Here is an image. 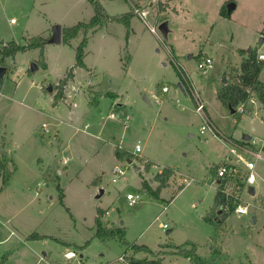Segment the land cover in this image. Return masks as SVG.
I'll use <instances>...</instances> for the list:
<instances>
[{"label":"rangeland","instance_id":"rangeland-1","mask_svg":"<svg viewBox=\"0 0 264 264\" xmlns=\"http://www.w3.org/2000/svg\"><path fill=\"white\" fill-rule=\"evenodd\" d=\"M181 2L177 8L175 0H106L104 7L112 17L134 13L130 28L111 21L95 34L83 33L62 45L47 42L43 49L18 52L0 65L7 68L0 83V152L4 144L16 166L8 184L0 180V264H45L40 260L45 252L46 264H125L119 259L131 255L133 245L147 246L155 253L173 251L174 246L195 247L204 264H264L263 150V158L256 156L264 138V111L257 104L253 116L245 114L238 122L215 96L228 64L231 69L233 63L240 65L239 50L264 51V0ZM224 2L236 4L231 16H220ZM137 10L147 13V24ZM91 16L87 0H0V50L12 42L26 45L34 37L49 41L56 25L72 27L89 22ZM165 21L169 22L168 38L159 30ZM150 27L158 34H152ZM85 37V61L103 93L90 95L89 72L78 69L68 102L55 105V87L75 66L76 50ZM42 50L47 68L39 64ZM206 53L213 57V64L203 76L198 64ZM33 64L39 66L35 72H31ZM184 70L203 87L212 120L226 137L201 135L203 119L196 103L178 87ZM168 84L171 91L165 95L162 87ZM50 85L53 93L47 90ZM111 92L124 97L131 117L128 126L123 113L115 120L108 118L115 97ZM87 94L91 100L97 97L98 106L90 105ZM71 109L77 113L73 117ZM43 124L50 133L44 132ZM253 129L255 135H251ZM244 135L253 137L251 144L258 150L245 145L254 150L245 152L227 141ZM119 146L180 174L170 179L165 201L155 200L142 188V179L153 190L158 187L156 173H137L136 167L142 170L138 160L132 165L117 162L114 152ZM232 149L255 164L252 172L243 164L237 166L236 177L227 185V193L234 194L240 204H249V213L234 212L217 229L206 220L217 189L210 173L228 159L236 160ZM116 166L126 175L114 183ZM251 173L252 184L248 182ZM95 177L102 183L90 187ZM186 178L191 181L188 186ZM59 188L64 189L65 205ZM101 190L105 194L96 199ZM128 194L138 197L137 204L130 205ZM98 207L109 210L107 220L114 227L124 228L128 246L119 238L103 241L95 236ZM11 227L17 234L11 235ZM35 233L44 238L26 239ZM68 252L75 256L68 259ZM163 264L194 263L167 255Z\"/></svg>","mask_w":264,"mask_h":264},{"label":"trees","instance_id":"trees-1","mask_svg":"<svg viewBox=\"0 0 264 264\" xmlns=\"http://www.w3.org/2000/svg\"><path fill=\"white\" fill-rule=\"evenodd\" d=\"M114 1V0H111ZM91 7L94 10V17L89 22H79L78 24L63 29V42L68 43L70 40L75 39L81 32H84L85 36L90 31H95L99 28L106 27L111 21H116L124 24L127 28L131 27V19L135 16L133 12L127 14H121L112 17L108 14L106 9L101 3V0H88ZM226 9L221 11L222 16H227ZM49 42L42 37H34L29 40L28 44L23 45L17 42H12L10 45H5L0 50V65L4 66L7 58L15 57L18 52H25L30 49L44 48L45 44ZM88 44V38L85 37L80 46L76 50V63L66 74L65 78L60 80L55 89L57 93L54 96L55 105L64 99V90L69 81L74 78V71L76 68H85L84 63V49ZM239 55L243 57V61L239 68L229 67L227 74L230 79L226 84L221 83L217 90V98L226 108L238 109L241 106L246 105L254 96L264 107V82L261 81V73L264 69V63L258 60V51L251 50L250 52L245 50H239ZM39 64L42 67L47 68L45 62L44 53L40 55ZM32 72V71H31ZM1 83V81H0ZM46 89V88H45ZM48 90V88H47ZM235 117L238 122L241 120V114L236 112ZM115 156L121 162L127 160L144 162L145 170L148 172L154 165L151 161H145L143 158H138L134 154H131L121 147L115 149ZM13 163L10 169L9 164ZM218 169V168H217ZM217 169H212V172L217 173ZM16 170L15 163L9 159L5 145L3 144L0 155V180H3V184L9 183V179ZM175 175V171L169 167L164 168L163 171L155 177V181L159 183V186L153 190L149 184L144 181L142 188L147 191L155 200H160V194L163 189L169 187L170 179ZM100 182V178L93 181L92 185L97 186ZM230 179H220L219 186L215 197V203L211 212L206 217V220L212 223L217 229H219L227 220V218L235 212L240 204L239 199L234 194L227 193V185ZM185 187H181L183 190ZM63 192L60 190V201L63 202ZM221 214V215H220ZM220 215V216H219ZM104 212L101 209L97 210V216L95 218L96 234L95 236L103 241L114 238H119L123 246H128L125 238L124 228L107 227L102 218ZM43 239V236L33 234L29 236V239ZM131 255H124L123 262L128 264H163L164 257L167 255H176L188 258L194 264H204L200 257L195 253V247L193 250H187L182 246H174V250L170 252L160 251L155 253L147 246L133 245L130 246ZM144 253L146 257L143 259L138 258V255Z\"/></svg>","mask_w":264,"mask_h":264},{"label":"crops","instance_id":"crops-1","mask_svg":"<svg viewBox=\"0 0 264 264\" xmlns=\"http://www.w3.org/2000/svg\"><path fill=\"white\" fill-rule=\"evenodd\" d=\"M104 1H106V0H101V3H102V5L104 6ZM115 1V0H114ZM87 2H88V0H87ZM175 6H177V8H178V6L180 5V6H182V2H181V0H175ZM184 3V2H183ZM230 3H232V2H224L222 5H221V7H220V9H219V14H220V16H222L221 15V11L223 10V9H226L225 11H226V14L228 15V16H231L232 15V13L234 12H231V13H229V10H228V5L230 4ZM88 6H90L91 7V5H90V3L88 2ZM92 8V7H91ZM105 8V7H104ZM236 8H237V6H236ZM92 10H93V8H92ZM175 12H177L178 13V11H177V9H176V11ZM90 15H91V11H90ZM94 10H93V16H91V19L94 17ZM90 19V20H91ZM133 19V18H132ZM57 21H60V20H57ZM80 22H82V21H80ZM169 23V22H168ZM131 25V24H130ZM61 27H62V29H64V28H66V27H64L63 25H60ZM108 26V25H107ZM170 29V28H169ZM98 30H101V28H99V29H96L95 31H90V33H88L87 34V36H89L90 34H95ZM84 32H81L80 34H79V36L80 35H82ZM170 34V33H169ZM84 35V34H83ZM169 37V36H168ZM63 43V42H62ZM62 45V44H61ZM174 54V53H173ZM207 57H210V58H212L213 59V57L212 56H210L208 53H206L205 54V58H207ZM241 57V62L239 63L240 65H241V63H242V61H243V57L242 56H240ZM85 58H86V54H85V50H84V63H85V65H86V69L85 68H76L75 69V71H74V78L71 80V81H69V83L67 84V86L65 87V90H64V99L62 100V101H65V102H68V99L70 98V93H69V90H70V88L72 87V85L75 83V80H76V71L78 70V69H83V70H86V71H88L89 72V79H88V81H87V86H88V91L89 92H91V94L90 95H92V93H96V94H98V95H102V93L103 92H100L99 90V87H100V84H95L96 83V79H95V77H96V73L94 72V70L93 69H91L89 66H88V64L86 63V61H85ZM192 58V56H190L189 57V59H191ZM204 59V58H203ZM45 62H46V60H45ZM46 64H47V62H46ZM237 63H233V66L235 67V68H239L240 67V65H236ZM124 65H126V63H124ZM47 66H48V64H47ZM232 66V64L230 63V64H228V66H227V68H226V70H225V73H226V75H227V72H228V70H229V67H231ZM202 73V75L203 76H206L207 75V71L205 72V73H203V72H201ZM66 76V75H65ZM65 76H64V78H65ZM64 78H62V79H64ZM260 78H261V81L262 82H264L263 81V79H262V73H261V76H260ZM61 79V80H62ZM222 83V82H221ZM221 85V84H220ZM164 86H168L169 88H170V90H169V92L168 93H163V94H165V95H168L169 93H170V91H171V84H168V85H164ZM163 86V87H164ZM162 87V88H163ZM178 87L180 88V90L184 93V94H190L192 97H193V99H194V101H195V103H196V106L198 105V102H200V103H203L204 104V106H205V109H204V112L203 113H200V112H198V114L201 116V118L203 119V125L205 124V121L207 120V121H209L210 123H211V125L216 129V130H209V129H205L204 131H202V128H201V135L202 136H205L206 135V133L207 132H209L210 133V135H212L213 137H226L224 134H222L221 133V131H220V129H219V127L213 122V120H212V117H211V115H210V112H209V110H208V108H207V105H206V102L204 101V98H203V95H204V89H203V87H201L199 84H197L196 82H195V79L194 78H192V76L190 75V73H188V72H186V70H184L183 72L181 71V81L178 83ZM218 88L219 87H217V89H216V93H215V96H216V100L222 105V103L218 100V98H217V90H218ZM78 89V88H77ZM77 89H76V91H77ZM81 89H83L82 87H81ZM109 90V89H108ZM76 91H75V93H76ZM87 93V92H86ZM111 94L113 95V96H115L114 97V102L112 103V105H111V111H112V113H114L115 114V117H111V114L110 115H108V118H110V119H112V120H115V119H117L118 117H121L122 115H124L123 117H124V119H125V121H126V125L128 126V124H129V122H130V120H131V117H130V115L127 113V110H126V108H127V103L124 101V97H122L119 93H117V92H111ZM88 95V94H87ZM153 97L154 98H157L155 95H153ZM88 98H89V103H90V105H96V106H98V100H97V97H94L93 96V99L91 100L90 99V97H89V95H88ZM145 100L147 101V102H149V100L145 97ZM258 104V108H260V109H263V111H264V107H263V105L258 101V99L256 98V96H254L246 105H244V106H241L242 108H243V110H244V112L243 113H241L240 111H239V108H241V107H239L238 109H236V112H238V113H240L241 114V118H242V116L243 115H245V114H248V115H254V113H256V111L254 110V107H256V105ZM72 105L70 104V107H71ZM223 106V105H222ZM251 106H253V107H251ZM224 107V106H223ZM226 108V107H225ZM251 108H253V109H251ZM228 110H229V112L231 113V115H233V116H235V114H233L232 113V111L229 109V108H227ZM259 109V110H260ZM121 113H123L122 115H121ZM77 113L74 111V110H72L71 109V111H70V115L73 117V116H75ZM127 117H128V119H127ZM203 125H202V127H203ZM254 129H253V131H252V134L251 135H255V133H254ZM49 133H50V131H49ZM251 135H244L243 137H242V139H240V140H236V139H233V138H231V139H227V141H229L231 144L233 143V144H236V145H238L239 147L241 146V147H245V145L246 146H249V147H252L253 149H257L256 147H255V145L254 144H251V142L253 141L252 139H253V137L251 136ZM58 136V135H57ZM245 136H249V137H251V140H249V141H247V140H244V137ZM59 137V136H58ZM206 141L208 142L209 141V139L208 138H206ZM256 142H258V140H256ZM254 143V142H253ZM57 145H61V143L60 142H58L57 141ZM119 147H121V146H119ZM140 147V146H139ZM141 148V147H140ZM258 150V149H257ZM263 150V152H264V138H263V140H262V149L260 150H258V152H260L261 153V151ZM142 152V149H141V151L140 152H137L138 154H140ZM99 154H101L100 152L98 153V155ZM0 155H1V152H0ZM114 155H115V152H114ZM116 157V156H115ZM145 161H151V162H153L154 163V165L151 167V169L147 172L146 170H145V167H144V162H141V167L140 168H142V170H140L138 167H136L135 168V170H136V172L137 173H141V172H143V174H144V176H148L149 174H153V173H156V174H159V173H161L162 171H163V169L164 168H166V166H162V165H158V164H156L155 163V161H153V160H151L149 157H142ZM116 160H117V162H121V161H119L117 158H116ZM40 161H43V160H40ZM126 162H128V164L129 165H132V164H134V161H131V160H127ZM130 163H132V164H130ZM168 167V166H167ZM169 168H171V169H173L174 171H175V175L173 176V178L174 177H177V176H180V174L174 169V168H172V167H169ZM118 169H121L120 167H118V166H116L115 167V169H114V178H113V182L114 183H117L121 178H123V177H125V175H126V171H125V173L123 174V175H117V170ZM212 169H216V168H212ZM212 169H211V177H212V179H213V182H216L217 183V188H218V186H219V183H220V179H218L217 178V175H216V173H214V172H212ZM121 170H123V169H121ZM99 176V175H98ZM95 179H97L96 177L94 178V180ZM187 179V178H186ZM93 180V181H94ZM93 181L90 183V187H98L99 185H101V183H102V180H101V178H100V182H99V184L97 185V186H94V185H92V183H93ZM142 181L144 182V180L142 179ZM143 182H142V184H143ZM153 183V182H152ZM154 183L156 184V186H159V183L158 182H156V181H154ZM191 183V181L190 180H188L187 179V184H186V186H188L189 184ZM158 184V185H157ZM185 187V186H184ZM2 189H3V187H1V189H0V194L2 193ZM254 189V188H253ZM60 190H62V192H63V196H64V198L66 197L65 196V193H64V189H62V188H59V193H60ZM168 190V193H170V188L169 187H167V188H165V189H163L162 190V192H161V194H160V199H162V200H164L165 201V199H163V194L165 193V191H167ZM180 191H182V190H180ZM254 191H255V195H256V190L254 189ZM216 193H217V189H216ZM104 194H105V191H104ZM103 194V195H104ZM100 195V194H99ZM99 195H97L96 196V199H101L102 197H103V195L102 196H100V197H98ZM255 195H252V196H255ZM177 196V195H176ZM64 198H63V202H64V205H65V201H64ZM264 198V197H263ZM174 199V198H173ZM172 199V200H173ZM193 206H195V205H193ZM68 209V208H67ZM98 209H101L103 212H104V216H103V222H105L106 224H111V227L114 225V223H111V221H109V220H107V217H108V215H109V210L108 209H106V210H104V209H102L101 207H98ZM69 211H70V209H68ZM96 216H97V214H96ZM253 220H255L254 221V223L253 224H256L257 223V221H256V218L255 217H253V219H252V221ZM7 224H9L10 225V222H9V220H7ZM4 225V224H3ZM165 225H163V227H164ZM110 227V228H111ZM13 230H11V235H15V234H17V232H18V230H16L15 228H13V227H11ZM165 228V227H164ZM20 232V231H19ZM36 234V233H35ZM31 235V234H30ZM30 235H28L27 237H26V239L28 238L29 239V236ZM39 236H42V235H39ZM25 238V236L24 235H19V239H21V240H23ZM25 239V240H26ZM69 251H72V250H69ZM69 253V252H68ZM48 253L47 252H45L44 253V255H43V257H41L40 258V260H42L43 261V263H45L46 264V262H45V257H46V255H47ZM141 255H144V254H142L141 253ZM145 257H146V255H144ZM123 257L124 256H122V257H120V259H119V261H122L123 262ZM144 257V258H145ZM44 258V259H43ZM83 258V257H82ZM140 259H141V257H140ZM37 264H39V262L37 263Z\"/></svg>","mask_w":264,"mask_h":264},{"label":"built area","instance_id":"built-area-1","mask_svg":"<svg viewBox=\"0 0 264 264\" xmlns=\"http://www.w3.org/2000/svg\"><path fill=\"white\" fill-rule=\"evenodd\" d=\"M140 18H142V20L145 21V23L147 24L146 22V19H147V13L146 12H143V11H139L137 10L136 12ZM11 23L15 24L16 23V19H12L11 20ZM150 31L152 34L154 35H157L158 34V31L155 27H150ZM258 60L263 62L264 63V51L260 50L258 51ZM213 64V59L210 58V57H207L205 59H203V61L199 62L198 64V69L205 73L206 71H208V69L212 66ZM170 90V88L168 86H164L162 88V92L163 93H168ZM204 109H205V106L203 103H200L198 102V105H197V111L200 112V113H203L204 112ZM239 111L241 113L244 112L243 108H239ZM111 117H115V114L112 113L111 114ZM128 119V117H127ZM42 128L44 130L45 133H49V128H48V125L47 124H43L42 125ZM205 129H209V130H216L209 121H205V124L203 125L202 127V131H204ZM240 149L244 150L245 152L247 151H251V152H254V150H250V149H247V148H244V147H239ZM141 151V148L138 146L137 149H136V152H140ZM231 153L232 155L236 158V160L234 161L233 158H230L228 159L224 164L220 165L217 169V178L218 179H233L236 177L237 173H238V168L237 166H239L240 164H243L248 170H250L251 172L255 169V164L254 162H248L244 155L239 153L236 149H232L231 150ZM257 158H263L261 153L260 152H257L256 154ZM125 173L124 170H121V169H118L117 170V175H123ZM255 181V176L251 173L249 179H248V182L250 184H252L253 182ZM184 182H187V179H184ZM127 199L130 203V205H135L137 204V200H138V197H135L134 195L132 194H128L127 195ZM235 212H237L238 214L240 215H246L249 213V204L248 205H242V204H239V206L237 207V209L235 210ZM165 228L167 227V225L164 226ZM72 253H69L67 255L68 259H72L73 256H75L74 254H72L73 256L70 257ZM124 261V260H123ZM125 264H128L126 262H124Z\"/></svg>","mask_w":264,"mask_h":264},{"label":"water","instance_id":"water-1","mask_svg":"<svg viewBox=\"0 0 264 264\" xmlns=\"http://www.w3.org/2000/svg\"><path fill=\"white\" fill-rule=\"evenodd\" d=\"M235 9H236V4H235V3L232 2V3H230V4L228 5L229 13L233 12ZM159 30H160V32H161V34H162V36H163L164 38H168L169 33H170L169 23H168L167 21H165L164 23H162V24L160 25V27H159ZM263 41H264V40H263ZM263 41H262V42H263ZM62 42H63V29H62V27H61L60 25H56V26L54 27V30H53V36H52V38L49 40V43L60 45V44H62ZM250 51H251V49L249 50V52H250ZM38 69H39V66H38L37 64H33L32 67H31V71H32V72H35V71H37ZM6 73H7V68H5V67H0V81H1L2 78L5 76ZM227 82H228V79H227V75H226V73H225V74L223 75L222 83L226 84ZM48 92H49V93H53V85H50V86L48 87ZM229 109L232 111L233 114L236 113V110H235V109H231V108H229ZM244 140L249 141V140H251V137H249V136H245V137H244ZM130 164H132V163H130ZM103 194H104V190H101L100 195H99L98 197L102 196ZM251 194H252V195H255V191H254V189L251 190ZM254 221H255V220H253L252 222L254 223Z\"/></svg>","mask_w":264,"mask_h":264},{"label":"bare ground","instance_id":"bare-ground-1","mask_svg":"<svg viewBox=\"0 0 264 264\" xmlns=\"http://www.w3.org/2000/svg\"><path fill=\"white\" fill-rule=\"evenodd\" d=\"M73 255L71 254L70 257H72Z\"/></svg>","mask_w":264,"mask_h":264}]
</instances>
